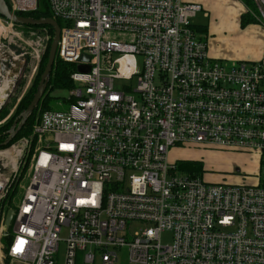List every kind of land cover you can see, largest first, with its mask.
<instances>
[{
    "label": "built area",
    "instance_id": "obj_1",
    "mask_svg": "<svg viewBox=\"0 0 264 264\" xmlns=\"http://www.w3.org/2000/svg\"><path fill=\"white\" fill-rule=\"evenodd\" d=\"M9 2L18 14L39 8ZM49 3L73 87L67 110L46 109L33 126L39 148L13 234L0 211V261L119 264L127 248L128 264H264V45L260 59L227 67L194 28L202 6L184 0ZM136 76L135 89L116 90V79ZM179 146L252 153L260 170L253 183L208 181L170 158ZM130 222L146 227L130 235Z\"/></svg>",
    "mask_w": 264,
    "mask_h": 264
},
{
    "label": "rangeland",
    "instance_id": "obj_2",
    "mask_svg": "<svg viewBox=\"0 0 264 264\" xmlns=\"http://www.w3.org/2000/svg\"><path fill=\"white\" fill-rule=\"evenodd\" d=\"M255 1V10L254 14L257 22L261 23L259 20L260 17V7L257 0ZM264 9V5L262 6ZM205 10L198 12L197 16L193 18V22L196 25H206L208 23V17ZM254 22L248 23L252 24ZM246 26V25H245ZM242 25V27H245ZM53 36L47 27H24L18 25H9L5 23L4 18L0 17V43H2L3 50L11 53L16 56L15 66L21 67L24 66V70L21 75L18 77L17 81L13 84L10 83L9 87L5 92L8 93V97L4 101L1 110H0V127L8 124L13 120L18 110L20 109L21 102L24 100L28 94L30 88L36 81V77L40 71V68L43 63V59L48 52L49 46L53 40ZM232 45L231 42H225L223 48L227 50L228 53H237L239 51ZM50 51V50H49ZM119 54H114V57H119ZM143 56L136 55V60L138 64V69L141 70L143 66ZM225 65L231 67L236 63L235 59L225 58ZM17 63V64H16ZM26 63V64H25ZM27 68V69H26ZM138 84V76L130 79H116L115 88L116 90H124L126 86H132L133 89L136 88ZM3 84L0 85V89ZM51 108L57 110H67L69 108V102L67 101L70 96L69 89H55L51 91ZM46 108L40 107L37 111V114L34 118L33 126L38 122L40 114ZM17 118V117H16ZM15 118V119H16ZM15 121V120H14ZM13 124V123H12ZM33 127L29 134L18 136V138L12 142L9 146L1 147V152H7V156L3 157L0 160V172L2 174L0 178V188L7 180L6 196L2 200L3 207L0 208V211L4 207L7 209H12L15 207L17 202H19L21 196L23 195L24 188L30 182V169L36 151L38 150V140L33 133ZM25 145L23 147L24 154L19 157L9 158L10 150L14 145ZM3 155V154H2ZM170 158L172 160H180V165L186 161L192 162L194 164H200V174L208 181L215 182H227V183H253L255 178L260 170V158L258 155L247 152H234L228 150L220 149H209L203 146H191V147H172L170 151ZM19 163V171L16 173L12 172L13 164ZM195 172H197L195 170ZM241 177H246L242 179ZM3 187V186H2ZM13 223L8 229V232L13 234ZM146 226L141 223H131L129 224V233L133 234L135 231H141ZM7 235L3 236L2 241L7 243ZM63 237H66V231L63 233ZM170 236L164 235L163 240L168 241ZM63 248V244L61 246ZM84 254L83 251L79 252V256L82 257ZM127 259V248H124L121 251V262L119 264H128ZM82 261L79 260V264ZM0 264H17L9 260L3 259L0 261Z\"/></svg>",
    "mask_w": 264,
    "mask_h": 264
},
{
    "label": "crops",
    "instance_id": "obj_3",
    "mask_svg": "<svg viewBox=\"0 0 264 264\" xmlns=\"http://www.w3.org/2000/svg\"><path fill=\"white\" fill-rule=\"evenodd\" d=\"M185 2L198 3L202 6V11H206L208 23L196 25L193 22V25L198 36L208 42L209 52L213 58L224 64L225 58L235 59L236 62L261 58L264 27L259 22L242 27V16L249 11L242 0H185ZM227 41L239 51L228 53L223 48Z\"/></svg>",
    "mask_w": 264,
    "mask_h": 264
},
{
    "label": "water",
    "instance_id": "obj_4",
    "mask_svg": "<svg viewBox=\"0 0 264 264\" xmlns=\"http://www.w3.org/2000/svg\"><path fill=\"white\" fill-rule=\"evenodd\" d=\"M0 17L14 23L15 25H49L54 29V36L51 42L48 60L45 69L41 74V79L39 81L38 88L34 95V98L32 99L31 103L28 105V107L17 116V118L11 125L10 129L6 132V136H7L6 139L2 143H0V146H2V145H8L18 135L21 129L26 125L28 118L39 106V103L43 95L45 94V91L49 85L51 73L57 57V48L61 33V27L58 21L54 17L34 18V17L23 16L18 13H14L11 10L7 0H0ZM89 58H90L89 55H85V54L82 55V59L88 60ZM4 60L11 61L15 65V59L10 53L4 52L3 54H0V85L3 84V82L6 79H9V82H11V80H13L14 77H18L24 70L23 65L19 68L17 66H13L6 63ZM78 69L81 71H89L90 66L79 65ZM13 213H14L13 209H9L7 212L6 220H5L6 228H9L12 223Z\"/></svg>",
    "mask_w": 264,
    "mask_h": 264
},
{
    "label": "trees",
    "instance_id": "obj_5",
    "mask_svg": "<svg viewBox=\"0 0 264 264\" xmlns=\"http://www.w3.org/2000/svg\"><path fill=\"white\" fill-rule=\"evenodd\" d=\"M245 5L249 8V11L244 14L242 16V25L245 26L248 23L251 22H257L256 17L254 16L255 12L257 10H255V1L254 0H242ZM9 6H10V2L9 0H7ZM20 15L23 16H30V17H34V18H41V17H53V13L50 9V3L49 0H39V8L36 11L33 12H29V13H19ZM59 25L62 26L63 22L60 19L55 18ZM18 26H24V27H47L49 29V31L51 32V34H54V29L49 26V25H18ZM49 50H50V46L48 48V52L45 55L44 59H43V63L42 66L40 68V71L36 77V81L34 82V84L32 85V87L30 88L28 94L26 95V97L24 98V100L21 102V106L20 109L18 110V113L16 115V117L23 111L25 110L28 105L31 103L32 99L34 98V95L37 91L38 88V84L39 81L41 79V74L43 73L47 60H48V56H49ZM75 69V66L72 63H67V62H63L62 60H60L58 57H56L54 66H53V70L51 73V78L49 81V85L45 91V94L43 95L39 106L36 108V110L31 114V116L28 118L26 125L21 129V131L18 133V135L8 144V145H2L1 147H5V146H9L10 144H12V142H14L18 136H21V134L26 135L29 134V132L31 131L33 124H34V118L37 114V111L40 109V107H44L46 109H51V105H50V101L52 98L51 95V91L55 90V89H71L73 87V82L70 78V74L71 72ZM45 109V110H46ZM15 117V118H16ZM15 118L13 120H11L8 124L1 126L0 127V143H2L5 139H6V132L10 129L12 123L14 122ZM181 168L183 170H190V171H194L195 170L197 172H200V164H194L192 162L186 161L185 163L180 165Z\"/></svg>",
    "mask_w": 264,
    "mask_h": 264
},
{
    "label": "bare ground",
    "instance_id": "obj_6",
    "mask_svg": "<svg viewBox=\"0 0 264 264\" xmlns=\"http://www.w3.org/2000/svg\"><path fill=\"white\" fill-rule=\"evenodd\" d=\"M185 1V0H184ZM264 1V0H263ZM27 69V68H26ZM10 85V82H9V79H6L4 82H3V85L0 89V105L3 104V102L6 100L7 98V92H5V90H7V88L9 87ZM8 91V90H7ZM12 158V157H11ZM17 158V157H16ZM14 167H17V163L15 162ZM1 174H0V178H1ZM1 189V188H0Z\"/></svg>",
    "mask_w": 264,
    "mask_h": 264
},
{
    "label": "flooded vegetation",
    "instance_id": "obj_7",
    "mask_svg": "<svg viewBox=\"0 0 264 264\" xmlns=\"http://www.w3.org/2000/svg\"><path fill=\"white\" fill-rule=\"evenodd\" d=\"M8 97V96H7Z\"/></svg>",
    "mask_w": 264,
    "mask_h": 264
}]
</instances>
